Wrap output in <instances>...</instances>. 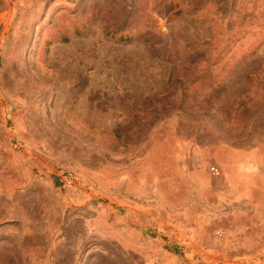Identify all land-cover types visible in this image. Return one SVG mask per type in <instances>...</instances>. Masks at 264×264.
Instances as JSON below:
<instances>
[{
	"label": "rangeland",
	"instance_id": "rangeland-1",
	"mask_svg": "<svg viewBox=\"0 0 264 264\" xmlns=\"http://www.w3.org/2000/svg\"><path fill=\"white\" fill-rule=\"evenodd\" d=\"M220 1L0 0V264H264V0Z\"/></svg>",
	"mask_w": 264,
	"mask_h": 264
},
{
	"label": "trees",
	"instance_id": "trees-1",
	"mask_svg": "<svg viewBox=\"0 0 264 264\" xmlns=\"http://www.w3.org/2000/svg\"><path fill=\"white\" fill-rule=\"evenodd\" d=\"M220 4H228L226 1L221 0ZM122 15H119L118 18L115 20L113 25L111 26L110 33L113 38H116L120 42H131L134 38H141L142 41L147 44V46L150 48V50L162 61L167 63H176V61L179 58V53L177 55L174 54L173 51H171V48L166 47L164 42L162 41V37H160L159 33L156 31V22L155 24H151L149 27H147L145 30H143L140 33H136L135 31L133 34L129 33V28L126 25V21H123ZM193 21H197V17L192 18ZM215 35L212 37V40L206 45L209 53H199L198 51L201 49L200 46L195 47L196 49H193L191 45L187 47L190 50H193V56H194V62L202 61L207 68H213L216 65H218L220 60L216 62L214 60L215 53L218 51V49L215 46ZM69 39L66 37L64 38V42H68ZM201 40L198 42L200 45ZM200 48V49H199ZM218 53V52H217ZM220 69H222L220 67ZM225 69H223L222 72H224ZM253 74V71L250 72L247 77L251 76ZM174 76L175 74L172 73L169 77V83L174 82Z\"/></svg>",
	"mask_w": 264,
	"mask_h": 264
},
{
	"label": "built area",
	"instance_id": "built-area-1",
	"mask_svg": "<svg viewBox=\"0 0 264 264\" xmlns=\"http://www.w3.org/2000/svg\"><path fill=\"white\" fill-rule=\"evenodd\" d=\"M61 180L65 185H72L76 182L77 178L72 172H63L61 175Z\"/></svg>",
	"mask_w": 264,
	"mask_h": 264
}]
</instances>
